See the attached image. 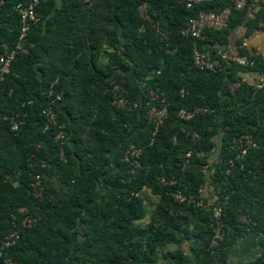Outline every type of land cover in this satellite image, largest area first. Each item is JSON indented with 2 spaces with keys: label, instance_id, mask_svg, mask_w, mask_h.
Segmentation results:
<instances>
[{
  "label": "trees",
  "instance_id": "1",
  "mask_svg": "<svg viewBox=\"0 0 264 264\" xmlns=\"http://www.w3.org/2000/svg\"><path fill=\"white\" fill-rule=\"evenodd\" d=\"M28 1L0 0V45L7 49L20 28L14 6ZM142 3L148 20L137 10ZM226 6L228 0L191 8L179 0L39 3L36 21L27 26L25 51L15 54L0 79V238L12 224L18 229L0 263L227 264L237 239L254 233L258 254L237 264H264V88L240 84L228 90L242 74L264 75V56L231 37L236 28L243 38L264 33V0H245L242 10H231L224 28L205 29L200 40L180 34L198 11ZM194 43L201 50L222 47L254 65L197 72L190 57ZM112 84L123 86L138 107L112 105ZM50 87L60 101L51 105L56 125L45 126L41 112L49 105ZM149 90L167 103L154 134L144 118ZM194 107L211 112L177 119L178 109ZM59 130L63 139L56 141ZM192 132L197 139H190ZM244 133L256 148L224 175L232 157L228 143ZM128 145L139 150L138 166L122 159ZM186 152L188 164L181 169L179 156ZM35 174L40 198L29 186ZM160 176L173 177L176 186H161ZM174 188L195 202H173ZM142 190L156 198L145 225L139 223L145 215ZM215 204L222 225L212 244ZM25 215L35 222L20 227Z\"/></svg>",
  "mask_w": 264,
  "mask_h": 264
},
{
  "label": "built area",
  "instance_id": "2",
  "mask_svg": "<svg viewBox=\"0 0 264 264\" xmlns=\"http://www.w3.org/2000/svg\"><path fill=\"white\" fill-rule=\"evenodd\" d=\"M45 0H29L26 4H16L14 10L17 12L20 20V28L17 36V41L14 46L10 49H7L4 45H0V79L3 78L8 72V68L12 58L15 54L19 52H24L23 43L26 36L27 26L30 22L36 21V8L40 2ZM183 3L185 8H191L192 6L203 5L205 3L213 2L216 0H179ZM229 6L222 8L217 12L213 11H198L193 17H189L185 22L184 27L181 29L180 34L184 37H189L193 40H200L202 38V32L205 29L210 30H220L226 26L227 19L230 15L231 10L240 11L245 6V0H228ZM140 17L143 20H148L146 14V5L142 3L137 8ZM141 30V27H140ZM156 33H159L158 30H155ZM190 57L192 67L197 72H220L223 69V65H228L230 63L235 64L243 68H251L254 63L252 60H249L245 56H239L236 54L230 53L228 50L223 49L222 47H213L210 50H201L194 43L190 49ZM245 74L241 75V79H238L234 82L228 84V90L232 92L240 84L250 85L254 90H261L264 88V75L258 78H254L252 75H249V78H243ZM109 92L111 94V104L119 109L124 110H134L138 107V102L136 100H131L128 97L127 90L118 84H112ZM179 94L182 95L183 91L180 90ZM46 97L49 98V105L42 110V115L45 119V126L56 125L57 122V112L51 105L56 104L60 101V95L54 93L50 87L46 93ZM146 109L144 110L145 120L152 126L153 134L161 126L162 121L166 114L167 103L164 97L152 90L148 91V97L144 103ZM211 112V109L206 107H194L190 110L178 109L176 112L177 119L181 121L191 120L196 115L208 114ZM11 130L16 129V122H11ZM58 128H61L58 126ZM63 132L58 131L54 136L56 141L63 139ZM190 139H197V134L192 132L190 133ZM174 141V138L172 139ZM256 148L251 135L249 133L239 134L237 136L231 137L228 146L227 152L232 154V157L227 159L225 169L223 170L224 175H228L230 171L234 168L235 162H240L244 159L246 153L250 149ZM60 156L62 152L60 151ZM139 150L132 145H128L124 154L123 161L131 160L133 166H138ZM181 162L179 166L181 169L187 166L189 160V152L181 154L179 156ZM241 163L238 164V167L241 168ZM203 174H206V165L201 166ZM158 183L161 186H176V181L173 177L164 178L158 177ZM30 188L32 189L33 196L40 198L41 196V181L40 176L35 174L33 180L29 183ZM143 191V190H142ZM136 195V194H135ZM172 201L177 204H191L194 203V196L190 193H184L183 190L174 188L169 192ZM220 206L214 205L211 210V218L215 224L214 226V236L212 244H214L215 239L220 238V228L221 223L219 221ZM35 222V218L30 215L23 216L18 225L20 227H29ZM18 229L15 228L12 224V228L0 238V257L2 250L11 246L14 240L17 238ZM0 264H11L8 259H2Z\"/></svg>",
  "mask_w": 264,
  "mask_h": 264
},
{
  "label": "crops",
  "instance_id": "3",
  "mask_svg": "<svg viewBox=\"0 0 264 264\" xmlns=\"http://www.w3.org/2000/svg\"><path fill=\"white\" fill-rule=\"evenodd\" d=\"M243 33H244V31L242 29L236 28L231 33L232 41L233 42L239 41L247 50H249V52L252 51L254 53H259V54L264 56V33L254 32V33H252V34H250L244 38H243ZM249 77H250L249 74H245V76H243V78H249ZM253 77L255 78V76H253ZM257 240H258V236L256 234L249 233V234H246L243 237H241V239L235 243V247L239 248V245H241L242 241H244L245 243L242 244L243 250L247 249L248 247H250V248L252 247L253 249H257V251H258ZM251 243H252V245H251ZM235 247H234V250H236ZM233 252H235V251H233ZM237 255L240 256L241 254L239 253ZM227 259H228V257H227ZM228 261H229V259H228Z\"/></svg>",
  "mask_w": 264,
  "mask_h": 264
},
{
  "label": "rangeland",
  "instance_id": "4",
  "mask_svg": "<svg viewBox=\"0 0 264 264\" xmlns=\"http://www.w3.org/2000/svg\"><path fill=\"white\" fill-rule=\"evenodd\" d=\"M141 195L143 197V202L145 204V215L140 220L139 223L142 224V225H145L148 222V214H149V212L151 211V209L155 205L156 198L154 196H152L148 192V190H143L141 192ZM240 239H241V237L238 238L237 241H239ZM244 243L245 242L242 241L241 245H239V248L238 247H235V244H234V246H232V248L230 249L229 253L227 254V257H228L229 261L226 258V262L228 264H237V263H240V261H241V263L242 262L245 263V262H248V261L252 260L258 254L257 249H253L252 247L251 248L248 247L247 249L243 250L242 249V244H244ZM251 245H252V243H251ZM234 247L236 248V250H234ZM233 251H235V252H233ZM239 253L241 254L240 256L237 255ZM214 258H215V260H217V255L216 254L214 255ZM161 263H162V260L159 261V264H161ZM217 263L218 264H221V262L219 260H217Z\"/></svg>",
  "mask_w": 264,
  "mask_h": 264
}]
</instances>
